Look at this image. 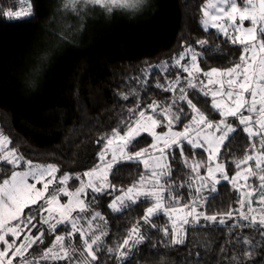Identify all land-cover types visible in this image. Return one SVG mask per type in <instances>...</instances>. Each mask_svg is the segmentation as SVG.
Wrapping results in <instances>:
<instances>
[{
	"label": "snow or ice",
	"instance_id": "6c2138e0",
	"mask_svg": "<svg viewBox=\"0 0 264 264\" xmlns=\"http://www.w3.org/2000/svg\"><path fill=\"white\" fill-rule=\"evenodd\" d=\"M139 3L140 0H62L61 7L66 12L79 14L87 6H98L111 13L117 9H131ZM12 4L6 10L0 4V15L13 23L32 22L31 0H12ZM202 13L204 31L214 28L227 42L240 46L238 62L227 69L205 71L200 67V60L206 58L204 49L211 51L208 41H197L198 48L182 46L183 51L173 58L171 65L165 61L159 69L160 73H167L169 67L178 69L175 78L165 76V84L157 82L155 85L172 93L171 103L162 105L153 101L146 109H140L137 100L135 107L128 109L123 134L114 128L111 135L100 138L104 146L98 153L99 163L83 173L86 180L67 173L58 177L59 168L55 164L40 165L26 160L17 150L9 149L10 139L0 133V165L11 166H0V172H10L0 178V264H14V261L16 264H41V261L94 264L99 259L97 253L105 248L108 258L114 255L118 264H126L134 258V250L148 239L141 232L140 222L137 221L122 242L107 247L104 241L107 230L95 223L100 220L106 224L107 221L91 203H86L89 189L93 193L92 201L97 194L107 192L111 195L108 189L120 191L121 195L107 205L113 213L146 203L148 206L140 220L156 228L153 218H166L168 226L159 231L166 244L174 246L184 242L186 225L200 226L201 219L225 225V217L233 219V211L221 214L218 219L217 215L201 210L213 198L206 193L217 192L221 182L227 181L239 193L240 208L236 210L240 213L239 219L247 221L244 225L230 227L264 229V0H207ZM151 71L149 67L145 75ZM138 82L147 83L146 80ZM189 90L208 98L201 103L207 104L210 100V109L219 119H209V115L193 102L195 94L189 98ZM128 98L129 94H121V99ZM181 104L187 105L190 115ZM182 116L188 118L187 123H182ZM177 125L181 130H174ZM158 128L165 131L158 132ZM239 132L247 138L248 148L242 158L232 160L235 172L230 176L221 154L230 150L226 145L233 134ZM142 134H147L151 142L148 147L133 151L134 142H138ZM186 145L192 150L191 160L186 155ZM197 149L207 154L206 161L195 159ZM176 150H179L183 166L190 169L187 181L178 186L170 179ZM121 163L143 166L139 179L126 190L117 189L109 180L113 169L118 171L117 165ZM201 168L205 169L204 175H201ZM72 179L79 181L74 191L69 190ZM253 179L255 186L251 182ZM53 184L60 187L50 192ZM185 184L191 200L181 204L183 193H175ZM61 195L68 198L66 203L60 202ZM37 204L40 207L33 211ZM37 224L46 225L47 234L54 239L39 255H33L29 250L45 243V230ZM58 228H62V234H57ZM33 229H36L35 234ZM260 235L264 237V231ZM236 241L247 246L244 254L249 260L253 250L262 246L246 238L236 237ZM232 259L242 264L237 257Z\"/></svg>",
	"mask_w": 264,
	"mask_h": 264
},
{
	"label": "trees",
	"instance_id": "16d2710c",
	"mask_svg": "<svg viewBox=\"0 0 264 264\" xmlns=\"http://www.w3.org/2000/svg\"><path fill=\"white\" fill-rule=\"evenodd\" d=\"M204 2L149 0V6L141 5L135 14L120 9L108 13L98 6H87L80 21L74 18L76 13L61 7L62 0H31L32 22L13 23L0 15V132L10 139L8 147L28 161L55 164L60 173L88 169L97 160L103 142L100 138L119 128L137 100L140 109L158 101L159 95L150 86L135 84L143 68L162 63L179 53L183 44L199 40H207L211 49H204L203 69L237 63L239 46L202 31L199 18ZM57 16L68 24L62 39ZM121 94H129L128 100L121 99ZM179 129L180 125L174 130ZM243 138L242 132L233 134L226 145L230 150L222 152V159L229 161L240 155L237 144ZM146 141L151 139L146 137ZM117 168L109 180L119 189L129 186L143 170L136 163H121ZM5 175L10 172H0V178ZM211 197L205 211L217 216L231 211L239 199L223 186ZM100 207L109 224L106 245L115 247L127 237L137 210L132 206L113 214L106 204ZM232 223L190 226L184 242L174 246L166 244L158 229H150L145 233L148 239L126 264H237L232 257L242 264L264 261V237L260 235L264 229L233 228ZM236 237L262 246L253 250L249 260L244 254L247 246L237 243ZM97 255L94 264H118L114 255L108 258L106 248Z\"/></svg>",
	"mask_w": 264,
	"mask_h": 264
},
{
	"label": "rangeland",
	"instance_id": "374dc122",
	"mask_svg": "<svg viewBox=\"0 0 264 264\" xmlns=\"http://www.w3.org/2000/svg\"><path fill=\"white\" fill-rule=\"evenodd\" d=\"M148 2H149V0H146V2H145V0H140V3H139L138 5H135V4H134L133 7H132L131 9H128V10H122V11H124V12L129 11V12L135 14L136 12L139 11V8L141 7V5L145 7V6L148 4ZM206 2H207V0H205V2L203 3V5L201 6V13H200V18H199V21H200V27H201L202 31H204V30H203V27H202V25H201V19L203 18L202 8H203V6H204V4H205ZM2 4L4 5L5 10H6L7 8H10V7L13 6V4H12V0H4V2H3ZM147 6H149V5H147ZM82 11H84V9H83ZM81 15H82V14H81V11H80V13H79V14H76V15L74 16V18H75V17H76V18L78 17V20L82 21V17H81ZM73 24H74V23H73ZM56 26L58 27V29H59V30L62 32V34H63V37H61V39L64 38V37L66 36V34L64 33V30H65L66 26H68V24L65 23V18H63L62 16H57V18H56ZM245 26H247V22H246V25H245ZM78 30H79V29H75V32H77ZM204 32H206V33H210L211 36H213L212 34H214V37H215V38H217V36H219L220 38H222L223 40H225V38H224L222 35H220V34L217 32V30L214 29V28L209 27L208 31H204ZM209 38H210V37H209ZM187 46H188V45H184V44H183V47H187ZM191 46L194 47V48H198V45H197L196 43L193 44V45H191ZM236 46H239V45H236ZM183 47L181 48V50H180L179 53L175 54L173 57H171V58H169L168 60H166V61L169 63V65H171L173 58L176 57V56H178V55L183 51ZM239 47H240V46H239ZM203 61H204V58H202V59L200 60V67H201V68H203V67H202V63H203ZM164 62H165V61H164ZM162 64H163V62H162V63L155 64V65H151V66H148V67L146 66L145 68H143V69L139 72L138 76L136 77L135 84H138L139 87L150 86V87H151L150 90H151L152 92L155 91V93L159 95V97H157V100H158L157 103H161L162 105H167V104L171 103V99H170V98H171V96H172V93H169V92H168V94L165 95L166 92H164V91H163L162 89H160V88H157L155 85H156L157 82H159V83H161V84H165V83H166L165 76H167L169 79H174V78H175V74H176V72L179 71V70H178V69H175V68H171V67H169V71H168L167 73H160L159 69H160V67H161ZM232 66H233V65H231L230 67H232ZM149 67L152 69V71H151L150 74H148V75L146 76V75H145V72H146V70H147ZM230 67H228V68H230ZM212 68H217V67H209V68H205L204 70H205V71H208V70H210V69H212ZM217 69H227V68H217ZM174 70H175V71H174ZM176 70H177V71H176ZM167 74H169V75H167ZM181 75L183 76V75H186V74L181 73ZM142 80H146L147 83H146V84H142V83L138 82V81H142ZM135 84H134V85H135ZM193 94H195V99L193 100V102L197 104V107H199V108L201 109V111H204L206 114L209 115V119H219L218 114L215 113V112H212L211 109H210V100H209V102H208L207 104H205V103H201V101L207 100L208 98L203 97L200 93L195 92V90H189V98H193ZM164 95H165V96H164ZM181 106L185 108V111H186V112H189V115L191 114V113H190V109H188V107H187L186 104H181ZM229 119H230V122L235 123V121H234L232 118H229ZM126 120H127V119L123 120V122L126 121ZM182 120H183V123H187V122H188V118H185V117H183V116H182ZM123 122H121V124H120V126H119V128H118V130L121 132V134H123V132H124V130H125V126H126L125 123H123ZM177 126H178V125H177ZM179 130H181V129H179ZM157 131H158V132H161V131H165V129H163V128H158ZM0 133H1V132H0ZM111 133H112V132H111ZM111 133H110L109 135H111ZM239 133H241V132H239ZM242 134H243V133H242ZM109 135H108V136H109ZM144 135H145V136H142V135H141V137L138 138V142H137V143L134 142L135 147L132 149L133 151H138V150H140V149H143V148L148 147L149 143L146 141V137H148V136H147V134H144ZM149 138H150V137H149ZM150 139H151V138H150ZM240 139H241V138H239V141H240ZM140 141H141V142H140ZM144 143H146V144H144ZM142 144H144V146H142ZM236 144H237V141H236ZM103 146H104V141H103L102 144L100 145V148H99V150H98V153H99V151L103 148ZM237 146L242 150V153H241L240 155L236 156L235 158H232V159H230L229 161H227V160H225V159H222L223 155L221 154V159L223 160V162L225 163V165H228V166H229V170H230L229 175H230V176L233 175L234 172H235V166H234V164L232 163V160H233V159H240V158H242V157L245 155V152H246V150H247V148H248L247 138H246V137L243 138V142H242V143H238ZM241 147H244V148H241ZM9 149H10V148H9ZM185 151H186V155H188V157H189V160H191V159L193 158V157L191 156V152H192L191 148H190L189 146L186 145V146H185ZM196 152L198 153V155H196L197 157L195 156V159H196V160L206 161V159H207V154L204 153L202 149H197ZM98 153H97V160H96V162H95L90 168H88V169H83L82 171H79V172H76V173H71V172L60 173V172H58V173H57V176L59 177L60 175L67 173V174L72 175L73 177H74L75 175H80L83 179L86 180L87 178H86V177H83V173L86 172V171L91 170L92 168H94V167L99 163V160H98ZM170 159H171V158H170ZM33 163H34V162H33ZM34 164L47 165V164H50V163H45V162H42V161H41V162H37V163H34ZM141 166H142V165H141ZM172 168H173V175H172V177L170 178L171 181H173L174 184L177 185V186H178V185H181L182 183H185V182L187 181V179H188V173L190 172V169H189V168H185V167L183 166V160H182V158H181L180 155H179V150H176V159H175L174 161H172ZM142 169H143V166H142ZM200 172H201V175H204V174H205V169H204V168H201V169H200ZM175 174L178 175V176H174ZM109 177H110V176H109ZM138 179H139V178H137V179H136L134 182H132L129 186H131L133 183H135ZM251 182H252L253 185L255 186V184H256L255 179H253ZM129 186H127L126 188H123V189L126 190ZM219 186H223L224 189L229 188V189L231 190V193H233V194L235 193L236 197L238 196V198H239V193H237V192L233 189V187L231 186V184H229L227 181H222L221 184H220ZM219 186H218V187H219ZM37 187H40V185H38ZM56 187H60V185H58V184H53V185L50 187L49 191L51 192L52 188H56ZM76 187H79V181H77V180H75V179L70 180V181H69V190H73V191H74ZM116 188L119 189L118 187H116ZM108 192H111V195H109L107 192L104 193V194H97V195H96V200H95V201H92L91 198H92L93 193H92L91 190L89 189V190H88V199H87V201H86V203H91V207H92L94 210H97V211L101 212V214L105 217V220L107 219V218H106V217H107V216H106V213H104V214L102 213V211H101V207H100V206H101L102 204H106V205H108V203L111 202V200H112L114 197L121 195V192H120V191L112 192L111 189H108ZM181 193H183V198H182V200H181V204L189 203L190 200H191V196L189 195V189L187 188L186 184H185V187L180 188L179 191L176 192L175 194H176V195H180ZM216 193H217V192H215V193H211V194L206 193V195H210V196H212V195H215ZM67 199H68V198L65 197V196H63V195L60 196V202H61V203H66V202H67ZM253 199H254V201H255V198H253ZM42 203H43V201L40 202V204H42ZM40 204L34 205L32 210L35 211V209H37V208L40 207ZM140 204H141V208H140V206H138V204H136V205H131V206H130V207L135 206V209L137 210V211H135V212H137V213H136L134 216H133L134 212H133V213L131 214V216H130V217L133 216V223H134V225H136V224H137V221H139L140 224H141V226H142V228H141V232H142V234H144V235H146V234H145L146 232H147V234H148L150 229H158V233L161 234V235L163 236V239H165L163 233H162L161 231H159V229H161V228H163V227H165V226H168L166 218H163V217H154V218H153V222H154V223L156 222V223H155V224L157 225L156 228H151L149 225H144V224H143V221L140 220V217L143 216L144 211H145V208H146L148 205H147L146 203H144V202H141ZM236 204H237L236 207L231 208V211H233V219H227V218L225 217V221H226L225 224H228V223H232V222H233L232 225H234L235 223L247 222V221H244V220L239 219L240 213H239L238 211H236V210L240 208V205H239L238 202H237ZM206 205H207V204H206ZM130 207H129V208H130ZM107 208H108V207H107ZM26 210H27V209H26ZM201 210H202V211H205V208H204V209H201ZM108 211H109L110 213H113L109 208H108ZM244 211H247V207H245ZM205 212H206V211H205ZM113 214H116V213H113ZM207 214H208V213H207ZM45 215H47V213H45ZM74 215H75V213H74ZM208 215H210V214H208ZM36 216H37V221H38V220H39V213H38V212L36 213ZM217 217H218V219L220 218V216H217ZM37 221H33V223H37ZM95 223L100 224L101 227L105 228L106 230L108 229V225H109L108 222L105 224L104 221L97 220ZM217 224H218V223H214V222L206 221V220H203V219H201V221H200V226H212V225H217ZM134 225H133V226H134ZM133 226H132V227H133ZM190 226H191V225H186V226H184V237H185V235H186V233H187L188 228H190ZM37 227H38V228H41V227L44 228V230H45V238H44L45 243H44L43 245H34V246H33V249H30V250H29L30 253L33 254V255H39V254H40V250L43 249V248H45L46 246H50L51 241L54 239V236H49V235L47 234V226H46V225H39V224H37ZM106 227H107V228H106ZM192 227H196V226H192ZM57 230H58V233H57V234H62V228H58ZM35 232H36V229H33V233H34V234H35ZM125 234H128V232L125 233ZM146 236H147V235H146ZM106 237H107V236L104 237L105 244H106ZM22 238H23V237H21V239H22ZM170 238H171V235H170ZM170 238H168V239H170ZM75 239H76V241L78 242V240H79L78 234H77V236H76ZM17 243H19V241H18ZM14 264H16L15 261H14ZM41 264H67V262H66V261H56V262L41 261Z\"/></svg>",
	"mask_w": 264,
	"mask_h": 264
},
{
	"label": "clouds",
	"instance_id": "9594fccd",
	"mask_svg": "<svg viewBox=\"0 0 264 264\" xmlns=\"http://www.w3.org/2000/svg\"><path fill=\"white\" fill-rule=\"evenodd\" d=\"M145 2H146V0H145Z\"/></svg>",
	"mask_w": 264,
	"mask_h": 264
}]
</instances>
